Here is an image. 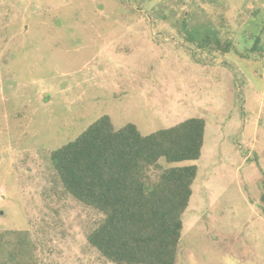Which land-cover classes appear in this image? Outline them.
I'll use <instances>...</instances> for the list:
<instances>
[{"label": "rangeland", "instance_id": "1", "mask_svg": "<svg viewBox=\"0 0 264 264\" xmlns=\"http://www.w3.org/2000/svg\"><path fill=\"white\" fill-rule=\"evenodd\" d=\"M104 115L202 118L176 264H264V0H0V264L20 239V264H108L48 159Z\"/></svg>", "mask_w": 264, "mask_h": 264}, {"label": "trees", "instance_id": "2", "mask_svg": "<svg viewBox=\"0 0 264 264\" xmlns=\"http://www.w3.org/2000/svg\"><path fill=\"white\" fill-rule=\"evenodd\" d=\"M181 24L183 31L191 29L183 39H193L196 31L186 29L187 21ZM225 50L234 48L225 44ZM204 132L205 121L190 118L143 136L132 124L115 130L104 115L49 152L55 184L102 216L85 237L99 257L108 264H176L181 217L197 175L196 165L181 163L200 158ZM256 166L264 186V171ZM260 200L264 203V193ZM26 243L20 239L9 246L4 260L20 264Z\"/></svg>", "mask_w": 264, "mask_h": 264}]
</instances>
